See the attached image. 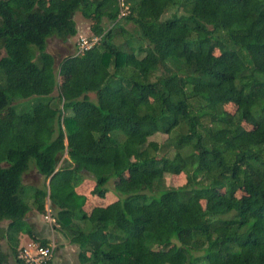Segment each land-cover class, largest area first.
<instances>
[{
	"label": "trees",
	"instance_id": "1",
	"mask_svg": "<svg viewBox=\"0 0 264 264\" xmlns=\"http://www.w3.org/2000/svg\"><path fill=\"white\" fill-rule=\"evenodd\" d=\"M77 12L98 40L55 66ZM27 99L0 116V264H21L20 233L46 245L28 218L46 198L80 264H264V0H0V114ZM30 162L47 183L27 192ZM124 173L87 212L76 186Z\"/></svg>",
	"mask_w": 264,
	"mask_h": 264
},
{
	"label": "rangeland",
	"instance_id": "2",
	"mask_svg": "<svg viewBox=\"0 0 264 264\" xmlns=\"http://www.w3.org/2000/svg\"><path fill=\"white\" fill-rule=\"evenodd\" d=\"M122 5L121 14H124L126 12V6ZM120 14V15H121ZM252 15H248L247 18H252ZM74 20L76 22L77 26V34L71 38H69L66 42H61L56 37H51L47 40L46 50L53 54L55 57V66L58 65V63L69 53L79 52L83 49L82 46V38H85L87 42L92 41V38L96 37L93 32L91 31V20H88L82 16L80 12H77L74 15ZM104 24L106 26L109 25V23L105 20ZM129 31L132 32L133 28L130 24H126L125 32L117 34V37H115V41L117 43H120L125 48H127V42L129 40ZM135 35V33H132ZM132 40V39H130ZM134 41V40H132ZM97 42V41H96ZM95 42V43H96ZM106 74V70L104 68H101L98 74V77L100 79H104V76ZM66 86V78L64 76H57V85L55 86L52 96L56 97L58 94V91L62 90ZM91 97H93V94H90ZM33 100L27 99V100H17L13 104L14 106H9L5 110H3L0 114L1 118L4 120H12L16 116V110L20 108H24L27 105H29ZM55 101H58L55 98ZM223 107L225 110L229 111L230 113H233L236 110V105L232 102H224ZM246 128H251V125L243 123ZM166 138V134L163 133H157L150 137V140H155L159 143H162ZM65 144H67L65 140ZM63 157L67 158V155L64 154ZM33 162H30V165ZM129 179V176L127 173L122 174L119 178H117L114 181H110L108 185L109 190L103 195L98 196L95 194H91V190L94 186L93 180L90 178H85L81 183L76 186V191L84 194L86 196V203H85V209L87 212L90 211V209L94 206H104L107 205L117 198V195L112 191L113 185L115 182H124ZM44 177L36 172L35 167L33 165L30 166L29 170L24 174L23 176V182L28 185V191H33L31 186H43L44 183H47ZM185 176L183 173L180 174H166L165 176V183L167 186H178L184 183ZM245 192L243 190L238 191L234 198L239 197L240 195H244ZM218 195V194H217ZM216 195V196H217ZM215 198V197H214ZM203 207H207L209 201L202 200ZM50 215V217L48 216ZM28 218L30 219V224L32 225V228L34 230H37L41 234V237L43 239L47 240L46 244H51L53 246V254H52V264H80L77 252L78 248L76 245L71 244L67 237H65L62 233H60L56 229V225L54 224V221L52 220V216L48 209V200L46 198L45 200V213H39L35 209H32L29 214ZM20 244L25 243L29 238L26 236H21ZM189 240V236L185 234L180 235V241L181 242H187ZM33 241V240H32ZM36 244H40L39 242H35ZM4 250L8 249V246L3 241V248ZM33 252V251H32ZM31 252V253H32ZM135 258V256L133 257ZM138 258V256L136 257Z\"/></svg>",
	"mask_w": 264,
	"mask_h": 264
},
{
	"label": "built area",
	"instance_id": "3",
	"mask_svg": "<svg viewBox=\"0 0 264 264\" xmlns=\"http://www.w3.org/2000/svg\"><path fill=\"white\" fill-rule=\"evenodd\" d=\"M97 40L98 37H94L92 41L87 42L85 38H82L83 49L91 47ZM48 216L50 217V215ZM52 220L54 221V218ZM52 254L53 246L51 244L41 245L36 244L35 241H30L18 250L17 258L21 264H52Z\"/></svg>",
	"mask_w": 264,
	"mask_h": 264
},
{
	"label": "crops",
	"instance_id": "4",
	"mask_svg": "<svg viewBox=\"0 0 264 264\" xmlns=\"http://www.w3.org/2000/svg\"><path fill=\"white\" fill-rule=\"evenodd\" d=\"M117 199V198H116ZM115 199V200H116ZM36 232H37V230H35ZM38 233V232H37ZM21 236H26V234H23V233H20L19 234V236H18V238H19V243H20V240H21ZM28 237V236H27ZM29 238V237H28ZM3 241L5 242V244L8 246V244H7V242L5 241V240H2L1 241V247L3 248ZM30 241H32L30 238H29V240H27L25 243H23V244H20V245H18V249H17V251L19 250V249H21L22 247H24V246H26ZM4 250V249H3ZM5 252H9V247H8V249L7 250H4ZM9 264H17V262H16V260H15V258L14 257H10V259H9Z\"/></svg>",
	"mask_w": 264,
	"mask_h": 264
}]
</instances>
